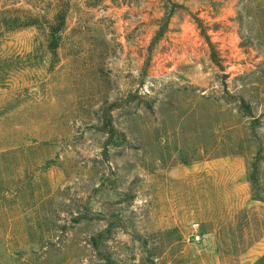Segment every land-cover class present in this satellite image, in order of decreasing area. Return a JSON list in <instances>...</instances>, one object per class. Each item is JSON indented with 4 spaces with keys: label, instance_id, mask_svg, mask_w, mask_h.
Segmentation results:
<instances>
[{
    "label": "rangeland",
    "instance_id": "374dc122",
    "mask_svg": "<svg viewBox=\"0 0 264 264\" xmlns=\"http://www.w3.org/2000/svg\"><path fill=\"white\" fill-rule=\"evenodd\" d=\"M0 264H264V0H0Z\"/></svg>",
    "mask_w": 264,
    "mask_h": 264
},
{
    "label": "trees",
    "instance_id": "16d2710c",
    "mask_svg": "<svg viewBox=\"0 0 264 264\" xmlns=\"http://www.w3.org/2000/svg\"><path fill=\"white\" fill-rule=\"evenodd\" d=\"M61 20V27H63V24H64V20H63V18L62 19H60ZM33 23H31L30 25H32ZM21 27L23 26H29V23H24V22H22V24L20 25ZM55 28V30H53L52 31V34H55V33H57V32H60L61 30H62V28Z\"/></svg>",
    "mask_w": 264,
    "mask_h": 264
},
{
    "label": "built area",
    "instance_id": "2783aa9c",
    "mask_svg": "<svg viewBox=\"0 0 264 264\" xmlns=\"http://www.w3.org/2000/svg\"><path fill=\"white\" fill-rule=\"evenodd\" d=\"M193 237L195 238V240H200V235L199 233L197 232V225L194 226V234H193Z\"/></svg>",
    "mask_w": 264,
    "mask_h": 264
},
{
    "label": "water",
    "instance_id": "95a60500",
    "mask_svg": "<svg viewBox=\"0 0 264 264\" xmlns=\"http://www.w3.org/2000/svg\"><path fill=\"white\" fill-rule=\"evenodd\" d=\"M223 81L225 80V78L223 77V79H222Z\"/></svg>",
    "mask_w": 264,
    "mask_h": 264
}]
</instances>
